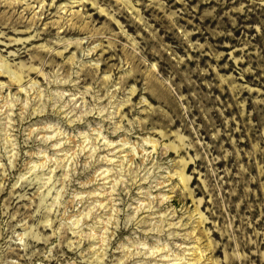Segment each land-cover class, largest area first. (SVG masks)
I'll use <instances>...</instances> for the list:
<instances>
[{
  "label": "rangeland",
  "instance_id": "rangeland-1",
  "mask_svg": "<svg viewBox=\"0 0 264 264\" xmlns=\"http://www.w3.org/2000/svg\"><path fill=\"white\" fill-rule=\"evenodd\" d=\"M0 264H264V0H0Z\"/></svg>",
  "mask_w": 264,
  "mask_h": 264
}]
</instances>
